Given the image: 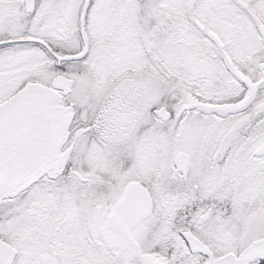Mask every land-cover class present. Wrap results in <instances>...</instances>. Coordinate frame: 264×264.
I'll return each instance as SVG.
<instances>
[{
	"label": "snow or ice",
	"instance_id": "snow-or-ice-1",
	"mask_svg": "<svg viewBox=\"0 0 264 264\" xmlns=\"http://www.w3.org/2000/svg\"><path fill=\"white\" fill-rule=\"evenodd\" d=\"M0 264H264V0H0Z\"/></svg>",
	"mask_w": 264,
	"mask_h": 264
}]
</instances>
